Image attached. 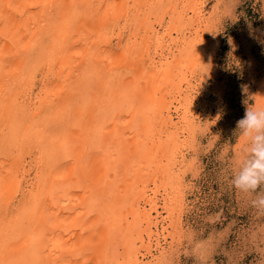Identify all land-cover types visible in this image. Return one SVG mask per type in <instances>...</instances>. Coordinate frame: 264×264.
Wrapping results in <instances>:
<instances>
[{
	"label": "bare ground",
	"instance_id": "bare-ground-1",
	"mask_svg": "<svg viewBox=\"0 0 264 264\" xmlns=\"http://www.w3.org/2000/svg\"><path fill=\"white\" fill-rule=\"evenodd\" d=\"M205 1L0 0V264L172 258L208 125Z\"/></svg>",
	"mask_w": 264,
	"mask_h": 264
},
{
	"label": "rangeland",
	"instance_id": "rangeland-1",
	"mask_svg": "<svg viewBox=\"0 0 264 264\" xmlns=\"http://www.w3.org/2000/svg\"><path fill=\"white\" fill-rule=\"evenodd\" d=\"M204 4L203 10L210 22L206 40L209 48L214 47L209 49L214 61L207 79L197 77L195 95L200 93L195 105L200 122L208 125L204 132L200 131L196 152L188 153L189 159L194 156L195 161L185 177L184 233L173 253L176 264H192L191 258L185 255L189 232L200 237L211 233L223 237L214 264H226L225 253L238 247L235 234L247 224L249 217L235 191L220 179V175L224 161L242 148V143L233 135L236 122L244 115L242 101L247 99L249 104L261 101L258 89L259 84L264 83V0H242L238 16L232 15L231 0H206ZM229 16L232 19H228ZM171 240L169 236L167 242ZM239 251L243 253L242 264H254V254L242 246ZM150 258L151 255L146 257Z\"/></svg>",
	"mask_w": 264,
	"mask_h": 264
},
{
	"label": "clouds",
	"instance_id": "clouds-1",
	"mask_svg": "<svg viewBox=\"0 0 264 264\" xmlns=\"http://www.w3.org/2000/svg\"><path fill=\"white\" fill-rule=\"evenodd\" d=\"M241 3L242 0H231L233 16H238ZM242 103L244 115L236 122L233 133L242 148L224 161L220 179L235 191L249 219L235 234L238 247L226 252L225 257L226 264H242V246L254 254V264H264V105L249 104L247 99ZM222 242L223 237L215 233L200 237L189 232L185 255L192 264H214ZM166 264H176L175 256Z\"/></svg>",
	"mask_w": 264,
	"mask_h": 264
}]
</instances>
